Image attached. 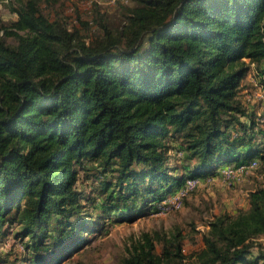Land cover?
Masks as SVG:
<instances>
[{
  "label": "trees",
  "instance_id": "obj_1",
  "mask_svg": "<svg viewBox=\"0 0 264 264\" xmlns=\"http://www.w3.org/2000/svg\"><path fill=\"white\" fill-rule=\"evenodd\" d=\"M60 1L0 20V235L26 264H62L102 218L131 221L189 178L252 159L264 176V127L239 95L248 74L264 88V0H117V24L94 2L72 27L44 12ZM263 235L257 187L210 222L197 264H264ZM178 240L157 254L144 234L119 264L182 260Z\"/></svg>",
  "mask_w": 264,
  "mask_h": 264
},
{
  "label": "rangeland",
  "instance_id": "obj_2",
  "mask_svg": "<svg viewBox=\"0 0 264 264\" xmlns=\"http://www.w3.org/2000/svg\"><path fill=\"white\" fill-rule=\"evenodd\" d=\"M22 1L0 0V20L4 24L16 18L11 9ZM94 2L110 24L120 22L122 16L119 9L123 4L117 0H61L49 8L44 6V12L53 16L58 12L70 27L80 26L78 18L87 21L92 15L95 17L92 12ZM88 30L89 27L82 33ZM0 36L7 43L14 44V40L4 35L2 30ZM242 84L239 94L241 100L249 112L255 113L257 123L264 127V88L258 85L252 74H248ZM171 154L172 157L181 156L173 152ZM226 171H221L224 176L211 175L198 181L190 180L193 184L191 191L181 197L179 207L168 208L164 212H155V208L150 211V208L140 212L131 221L104 222L102 218L97 226L101 225V229L96 228L92 233L85 234L86 241L62 264H119L133 244L143 241L144 234L153 239L157 254L165 247L174 250L169 245L176 233L179 234L183 258L163 259L162 264L199 263L196 254L204 247L203 236L207 235L210 222L225 213L233 215L247 210L249 193L257 187H264V176L258 163L256 167L246 168L242 172L232 168L233 176L229 178ZM177 195H180V191H175L168 201H174ZM93 216L96 217L95 211ZM256 242L264 249V235ZM0 252L7 257L3 264H26L28 251L24 242L14 238L12 233L0 235Z\"/></svg>",
  "mask_w": 264,
  "mask_h": 264
},
{
  "label": "built area",
  "instance_id": "obj_3",
  "mask_svg": "<svg viewBox=\"0 0 264 264\" xmlns=\"http://www.w3.org/2000/svg\"><path fill=\"white\" fill-rule=\"evenodd\" d=\"M120 1L126 3L128 0H120ZM262 153H264V147L262 148ZM256 165H257V160L256 159H252V160L248 161L247 163H241L238 166H235L233 164L232 165H227V166H224V167L220 168L219 170L225 172V169H227L225 174H227V178H229V177L233 176L232 168L234 170H238V171L242 172L244 169H246V168L251 169V168L256 167ZM228 166H232V167H228ZM221 171H218L219 174H221V176H224V173L222 174ZM190 180L198 181V180H201V179H197V178H189V179H187L185 181L184 185L180 189L177 190V191H180V195H177L176 198L174 199V201H171V202L168 201L169 197H170L169 196L167 199L163 200L160 204H158L154 211L155 212H158V211H163L164 212V211H167L168 208L179 207L180 203H181V197L183 195H185V193H188L189 191H191V188H192L193 184L190 182ZM174 194H175V192L171 196H173Z\"/></svg>",
  "mask_w": 264,
  "mask_h": 264
}]
</instances>
